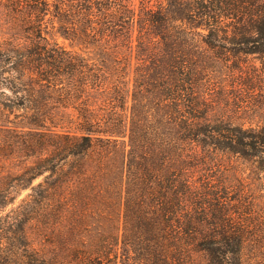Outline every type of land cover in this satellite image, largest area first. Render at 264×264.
Wrapping results in <instances>:
<instances>
[{"label":"trees","instance_id":"trees-1","mask_svg":"<svg viewBox=\"0 0 264 264\" xmlns=\"http://www.w3.org/2000/svg\"><path fill=\"white\" fill-rule=\"evenodd\" d=\"M0 11V159L27 161L16 187L30 189L35 235L51 247L0 218V264H241L245 234L193 170L211 149L264 157V126L226 120L212 88L224 51L264 57V0H0ZM59 216L71 228L48 243L43 224ZM208 218L221 229L208 233Z\"/></svg>","mask_w":264,"mask_h":264},{"label":"rangeland","instance_id":"rangeland-1","mask_svg":"<svg viewBox=\"0 0 264 264\" xmlns=\"http://www.w3.org/2000/svg\"><path fill=\"white\" fill-rule=\"evenodd\" d=\"M7 31V24L0 11V42ZM59 42L70 48L69 43L63 39H59ZM222 45L229 49L233 47L230 43ZM220 56L212 88L219 92L224 118L245 128L264 126V57L249 54L233 57L229 51H224ZM203 156L206 157V162L193 170L194 179L211 195L208 196V201L212 195L220 199L229 210L228 219L233 227L245 234L240 263L264 264V157L247 159L240 154L213 149L203 153ZM27 164L18 155L12 161L0 159V191L5 190L4 195L8 200V204L0 212V218L24 228L34 247L48 253L50 245H43V239L34 232L36 222L32 220L28 207V195L31 191L16 187L18 177ZM40 181L38 179L34 184ZM208 216H211V212ZM52 219L43 224L44 233L49 234L46 237L48 243L52 241V234L56 231L71 228L62 216ZM211 221L208 218L205 227L208 233L221 229L211 224Z\"/></svg>","mask_w":264,"mask_h":264}]
</instances>
